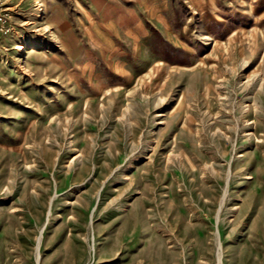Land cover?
Here are the masks:
<instances>
[{
	"label": "rangeland",
	"instance_id": "1",
	"mask_svg": "<svg viewBox=\"0 0 264 264\" xmlns=\"http://www.w3.org/2000/svg\"><path fill=\"white\" fill-rule=\"evenodd\" d=\"M1 1L0 264H264V0Z\"/></svg>",
	"mask_w": 264,
	"mask_h": 264
},
{
	"label": "crops",
	"instance_id": "2",
	"mask_svg": "<svg viewBox=\"0 0 264 264\" xmlns=\"http://www.w3.org/2000/svg\"><path fill=\"white\" fill-rule=\"evenodd\" d=\"M90 6L95 11H98L105 19L111 20L116 26H121L129 35L143 36L146 33L144 29L149 23L153 27L154 21L159 20L166 27L165 12L170 6L172 0H88ZM210 0H184L192 16L201 14L212 13L214 10L219 11L212 3L209 7ZM233 1V0H232ZM253 1V0H252ZM235 3L238 0L234 1ZM245 5V4H244ZM213 10V11H210ZM91 12V11H90ZM89 12V13H90ZM206 16H209L208 14ZM213 18L207 19L206 23L216 21L217 16L211 15ZM203 19V18H202ZM140 31H138V29Z\"/></svg>",
	"mask_w": 264,
	"mask_h": 264
},
{
	"label": "built area",
	"instance_id": "3",
	"mask_svg": "<svg viewBox=\"0 0 264 264\" xmlns=\"http://www.w3.org/2000/svg\"><path fill=\"white\" fill-rule=\"evenodd\" d=\"M5 8L3 6L2 1L0 0V22L5 23Z\"/></svg>",
	"mask_w": 264,
	"mask_h": 264
},
{
	"label": "bare ground",
	"instance_id": "4",
	"mask_svg": "<svg viewBox=\"0 0 264 264\" xmlns=\"http://www.w3.org/2000/svg\"><path fill=\"white\" fill-rule=\"evenodd\" d=\"M17 50L22 54L25 51V46L23 43H20L19 46L17 47Z\"/></svg>",
	"mask_w": 264,
	"mask_h": 264
}]
</instances>
